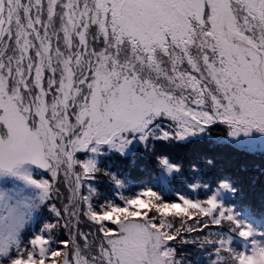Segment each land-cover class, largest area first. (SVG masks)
<instances>
[{
  "label": "snow or ice",
  "instance_id": "1",
  "mask_svg": "<svg viewBox=\"0 0 264 264\" xmlns=\"http://www.w3.org/2000/svg\"><path fill=\"white\" fill-rule=\"evenodd\" d=\"M0 126V264H264V0H0Z\"/></svg>",
  "mask_w": 264,
  "mask_h": 264
},
{
  "label": "trees",
  "instance_id": "2",
  "mask_svg": "<svg viewBox=\"0 0 264 264\" xmlns=\"http://www.w3.org/2000/svg\"><path fill=\"white\" fill-rule=\"evenodd\" d=\"M252 195H253V197H254V199H255V202H256L257 204H259V202H260V197H261V192H260L259 188H256V189L253 191ZM259 196H260V197H259Z\"/></svg>",
  "mask_w": 264,
  "mask_h": 264
},
{
  "label": "rangeland",
  "instance_id": "3",
  "mask_svg": "<svg viewBox=\"0 0 264 264\" xmlns=\"http://www.w3.org/2000/svg\"><path fill=\"white\" fill-rule=\"evenodd\" d=\"M0 131H6V130L2 129V126H0ZM259 197H260V196H259ZM185 251H186V252H191V251H193V249H192L190 246H187V247L185 248Z\"/></svg>",
  "mask_w": 264,
  "mask_h": 264
}]
</instances>
